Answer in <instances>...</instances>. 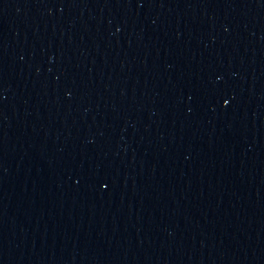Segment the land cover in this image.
I'll use <instances>...</instances> for the list:
<instances>
[{"label": "water", "instance_id": "obj_1", "mask_svg": "<svg viewBox=\"0 0 264 264\" xmlns=\"http://www.w3.org/2000/svg\"><path fill=\"white\" fill-rule=\"evenodd\" d=\"M0 264H264V0H0Z\"/></svg>", "mask_w": 264, "mask_h": 264}, {"label": "snow or ice", "instance_id": "obj_2", "mask_svg": "<svg viewBox=\"0 0 264 264\" xmlns=\"http://www.w3.org/2000/svg\"><path fill=\"white\" fill-rule=\"evenodd\" d=\"M225 103H227V101H225Z\"/></svg>", "mask_w": 264, "mask_h": 264}]
</instances>
